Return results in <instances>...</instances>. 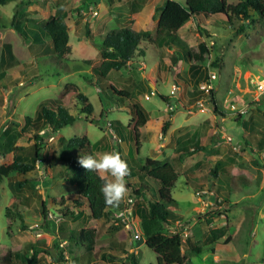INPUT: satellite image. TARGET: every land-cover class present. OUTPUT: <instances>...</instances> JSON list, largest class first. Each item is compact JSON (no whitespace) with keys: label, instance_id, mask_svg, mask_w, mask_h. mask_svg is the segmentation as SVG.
Masks as SVG:
<instances>
[{"label":"rangeland","instance_id":"rangeland-1","mask_svg":"<svg viewBox=\"0 0 264 264\" xmlns=\"http://www.w3.org/2000/svg\"><path fill=\"white\" fill-rule=\"evenodd\" d=\"M40 1L45 5L37 0L0 5V140L4 139L3 131L8 125L18 123L23 127L26 116L37 118L43 103L51 104L61 97L79 119L56 135L48 136V129L41 130L43 164L37 163V168L24 177L12 174L0 184V255L3 250L20 251L30 243H38L49 252L40 256L38 264H56L62 248L66 256L64 264H128L121 248L137 254L140 264H157L156 253L145 245L129 213L122 216L125 225L114 235L109 227L119 216L118 209L112 210L111 217L99 220L90 219L87 214L78 220L62 215L61 208L65 206L75 212L85 206L74 202L81 195L68 181L69 162L62 157L60 137L68 140L86 135L97 143V156L119 153L129 171L137 172L126 177L127 192L122 201L126 204L129 197L134 198L133 203L126 204L128 209L138 202L134 197V188L142 180L138 166L147 157L176 164L180 177L172 191L177 202L172 209L179 220L174 230L180 231L184 240L190 238L202 248L201 253H195L189 243L184 245L188 264H264V148L255 142L264 130V20L233 37L234 30L222 15L192 18L179 30V35L193 52L199 51L202 42L209 47L205 68L198 79L192 78L190 63H171L175 48L162 49L147 41L139 65L129 64L120 71H111L105 79H98L94 68L101 64L103 36L113 28L129 26L136 31L149 30L154 37L157 22L151 15L164 0ZM139 3L144 7L135 12ZM59 8L67 12L71 36V52L62 64L52 60V43L42 31L44 22L57 14ZM14 18L27 30L28 39L11 25ZM198 25L213 36H207ZM30 31L37 32L44 42L36 43ZM217 55L222 58L220 69L211 67ZM109 85L129 90L132 99L115 101L108 93ZM75 86L89 97L95 121L86 119L85 114L73 107ZM173 88H176L174 95ZM211 90L225 116L209 107ZM160 93L169 100L164 101ZM135 103L143 106L155 124L140 129L139 152L132 130L136 115L131 105ZM108 121H112L122 143L113 141L107 133ZM116 122L123 125L120 134ZM165 122L169 123L167 133L163 131ZM186 140L198 142L202 149H195L180 163L177 147ZM35 141L33 131L28 130L16 142L22 148L16 152L27 162L34 157ZM13 159L14 152L0 154V166L12 163ZM218 164V176L214 177L211 170ZM24 180L28 182L24 184ZM20 182L23 186H19ZM143 183L157 191L153 179L146 177ZM43 201H47L48 218L42 212ZM228 222L232 232L211 236V230L223 228ZM73 226L97 229L98 257L94 262L88 261L81 247L72 246L68 250L62 237ZM109 254L118 258L108 261L103 255Z\"/></svg>","mask_w":264,"mask_h":264},{"label":"trees","instance_id":"trees-1","mask_svg":"<svg viewBox=\"0 0 264 264\" xmlns=\"http://www.w3.org/2000/svg\"><path fill=\"white\" fill-rule=\"evenodd\" d=\"M16 1L0 0V5H6L9 2ZM37 2L45 5L44 1L37 0ZM143 7L144 4L139 3V6L134 11L138 12ZM214 15H217L216 17L222 15L225 22L233 28V37H237L245 33L250 26L264 20V0H240L237 3H229L227 0H164L155 6L153 14L151 15L152 20H156L157 22L154 37L151 36L149 30L136 31L129 26L113 28L103 36L100 52L101 64L94 68V72L98 79H105L113 70L120 71L129 64L139 65V61L144 56L146 49L144 42L147 41L162 49L175 48L170 57L171 63L178 64L180 61L190 63L191 76L193 79H198V75L204 67L203 64L207 61L205 54L209 53V47L205 42H202L199 45V51L193 52L188 43L179 35V30L192 18H199L200 16L213 18ZM66 16L67 12L63 8H59L57 14L44 22L42 26L43 33L49 37L52 43V60L57 64H62L65 57L71 52V36L66 23ZM11 25L25 39H28L27 30L16 18L13 19ZM198 26L207 36H213L207 29H203L200 25ZM31 33L36 43L41 44L44 42L43 38L37 32ZM7 48L9 53H11L10 46ZM221 62L222 58L217 55L211 61V67L220 69L222 67ZM208 69L210 68H207V71ZM75 88V94L72 97L73 107H77L80 113L85 114L86 119L95 121L96 119L93 115L94 107L89 97L79 92L78 87L75 86ZM108 90L110 97L115 101L126 102L133 97L129 90L118 89L114 85H109ZM103 91L105 90L103 89ZM201 93L203 94L204 92L201 91ZM160 97L164 101L169 100L162 93H160ZM208 105L214 109L216 114L225 116V112L218 106V101L213 90L210 92ZM131 107L136 115L132 130L134 132L135 149L139 152L140 129L151 128L155 124L143 106L135 103ZM70 109L69 106L64 104L63 97H61L60 100H52L51 104L43 103L39 109L37 118L33 119L30 116H26L23 127H20L18 123H12L4 129V139L0 140V154L6 156L8 153L14 152V159L12 163L2 164L0 166V184L5 179L10 178L12 174L23 177L28 175L37 168L38 160H41V165L43 164L44 159H40V156L44 148V138L40 135V131L48 129V136H51L59 134L66 126L74 125L78 121L79 116L72 114ZM120 127H123V125L120 122H116L115 128L119 134L121 133ZM168 129L169 123L165 122L163 125L164 133H167ZM28 130L33 131L36 139L34 157L30 162H27L21 154L16 152L22 149L16 145V142ZM60 140L62 157L69 162L67 163L69 167L68 181L77 187L81 195V198L74 199V202L80 207L85 206L78 212L65 206L61 208L62 215L78 220L84 214H87L90 219L99 220L111 217L113 215V209H125L126 204L123 201L120 202L118 207L106 205L100 192L103 181L100 180L99 175L102 174L89 172L78 163L80 156L95 154L97 144L92 143L86 135L74 136L68 140L61 136ZM189 142L191 140L180 142L177 147L180 163L188 155H192L195 149H202V146L198 142L192 140L190 143L192 144L191 146L188 145ZM255 142L259 148H264V130L261 132L260 137L255 138ZM129 153H132L131 149ZM138 167L142 173L140 174L142 180L139 183L140 186L134 188V197L138 202L132 210V216L134 222L138 225L145 245L156 253L157 264H188L183 252L184 245L189 243L191 251L195 253H201L202 248L193 243L190 238L184 240L183 234L180 231L174 230L176 227L175 223L179 220L177 214L172 209L177 203L172 195V191L180 177L176 164L167 160L164 161L147 157L145 162ZM219 167L220 164L211 170L214 177L218 176ZM136 173V171L131 170L127 177L130 178ZM146 177L153 179L157 183V191L152 186L143 183V179ZM27 182L28 180H24L23 183L25 184ZM23 183L20 182L19 186H23ZM152 191L154 192L153 194ZM216 199L217 196H215ZM64 204L65 201L62 198L61 205ZM42 212L44 217L48 218L47 201L42 202ZM18 216L22 218L19 210ZM114 220L115 222L109 227L111 235H114L124 226L121 224L119 218H114ZM207 223H210L208 219ZM227 232H232V226L229 222L223 228L211 230V236L216 238L217 235L220 236ZM97 236L98 232L96 228L83 227L78 229L73 226L62 239L65 241L68 250L72 246L83 248L85 256L91 263L98 257L96 255L98 251L96 249ZM112 250L114 249L112 248ZM120 252L126 255L125 259L128 260V264H140L137 254L128 252L123 248H121ZM43 253L49 252L44 250L38 243H30L20 251L11 249L3 250V253L0 255V264H38L39 258ZM103 256L108 261H113L118 258V256L111 254ZM65 261V250L62 248L55 263L64 264Z\"/></svg>","mask_w":264,"mask_h":264},{"label":"clouds","instance_id":"clouds-1","mask_svg":"<svg viewBox=\"0 0 264 264\" xmlns=\"http://www.w3.org/2000/svg\"><path fill=\"white\" fill-rule=\"evenodd\" d=\"M78 163L89 172L107 174L99 175L103 181L100 192L106 205L118 207L127 192L126 177L129 175L128 165L120 154L116 152H105L98 156L87 154L80 156ZM108 176L111 179H108Z\"/></svg>","mask_w":264,"mask_h":264},{"label":"built area","instance_id":"built-area-1","mask_svg":"<svg viewBox=\"0 0 264 264\" xmlns=\"http://www.w3.org/2000/svg\"><path fill=\"white\" fill-rule=\"evenodd\" d=\"M213 77H215L214 75H212ZM206 86H203V88H205ZM207 89V91L209 90L208 88H206ZM176 88H173L172 90H171V93H172V95H174L176 92ZM150 94H155V90L153 89V90H151V92H150ZM150 97V95L149 94H147L146 95V98H149ZM107 127H108V129H107V133L111 136V139L113 140V141H116V142H119V143H122V138L114 131V129H113V125H112V123H111V121H108L107 122ZM37 163H38V166H41V160H38L37 161ZM204 193H209L208 192V190H204ZM211 194H213V192H210ZM134 202V198L133 197H129L127 200H126V204H129V203H133ZM132 210H133V207H130L129 209L126 207L125 209H123V210H120V212H119V216H117V217H115V218H119L120 219V222L123 224V225H125V218H123V220H122V216L123 215H126V213H129V215H130V218L134 221V219H133V216H132ZM117 223H119L118 221H117ZM138 231V230H137ZM140 232V231H139Z\"/></svg>","mask_w":264,"mask_h":264},{"label":"crops","instance_id":"crops-1","mask_svg":"<svg viewBox=\"0 0 264 264\" xmlns=\"http://www.w3.org/2000/svg\"><path fill=\"white\" fill-rule=\"evenodd\" d=\"M96 144H97V143H96ZM130 148H131V147L129 146V147H128V152L130 151Z\"/></svg>","mask_w":264,"mask_h":264}]
</instances>
